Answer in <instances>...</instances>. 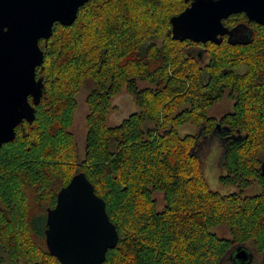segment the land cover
<instances>
[{"label":"trees","instance_id":"obj_1","mask_svg":"<svg viewBox=\"0 0 264 264\" xmlns=\"http://www.w3.org/2000/svg\"><path fill=\"white\" fill-rule=\"evenodd\" d=\"M188 5L90 0L72 25L58 23L47 44L40 40L45 93L34 122L18 126L0 150V264H61L46 244L47 210L80 172L119 233L104 264H236L239 246L252 251L250 264H264V26L233 14L224 24L250 23L248 43L209 42L194 52L196 43L171 33V17ZM124 88L138 109L113 126L112 100ZM82 89L81 158L71 127ZM225 95L233 110L208 116ZM186 124L199 134L181 136ZM212 136L224 141L220 182L238 191L208 186L194 148ZM219 226L230 236L212 231Z\"/></svg>","mask_w":264,"mask_h":264},{"label":"water","instance_id":"obj_2","mask_svg":"<svg viewBox=\"0 0 264 264\" xmlns=\"http://www.w3.org/2000/svg\"><path fill=\"white\" fill-rule=\"evenodd\" d=\"M89 1L0 0V150L16 138L18 126L34 122L35 107L45 93L44 79L37 76V68L44 64L40 40L47 44L58 23L72 25ZM239 13L264 26V0H191L171 17L172 38L221 44L228 36L230 44L248 43L240 35L243 25L229 28L223 22ZM261 171L264 177V160ZM46 224L47 247L61 264H104L107 252L119 242L106 202L84 172L58 192ZM231 258L236 264H250L253 253L239 246Z\"/></svg>","mask_w":264,"mask_h":264},{"label":"rangeland","instance_id":"obj_3","mask_svg":"<svg viewBox=\"0 0 264 264\" xmlns=\"http://www.w3.org/2000/svg\"><path fill=\"white\" fill-rule=\"evenodd\" d=\"M199 49L202 48H193L194 52H198ZM243 70L244 69L242 67L238 71L241 72ZM142 85L144 84L140 83V86ZM87 92V89H82L77 96L78 105L74 114V124L71 127V130L76 137L77 151L81 158L84 156L86 141V115L88 113V107L86 104ZM112 105L113 109L109 114V124L113 126L120 124L123 119L127 118L131 113L138 109L134 95L128 92L126 88H124L119 95L113 98ZM233 105L234 101L225 95L223 99L210 107L206 113L208 116L219 118L225 113L231 112L233 110ZM179 132L181 136L184 137L186 134H199L200 128L198 125L186 124L179 127ZM220 140L221 139L218 136L202 138L197 143V146L199 147L196 150L194 148V153L200 162L202 172L206 178L209 188L221 193H232L238 191V189L231 186H224L220 182V176L225 174V170L221 167L224 144ZM256 191H260L258 186L249 188L247 191H245V194H253ZM157 198L159 200V207H161L162 199L160 196H157ZM212 231L221 237L230 236L229 230L225 226L213 228ZM254 259L257 263H260L261 255L255 253Z\"/></svg>","mask_w":264,"mask_h":264},{"label":"flooded vegetation","instance_id":"obj_4","mask_svg":"<svg viewBox=\"0 0 264 264\" xmlns=\"http://www.w3.org/2000/svg\"><path fill=\"white\" fill-rule=\"evenodd\" d=\"M187 2H189V5L191 4V0H188ZM188 5V6H189ZM187 6V7H188ZM245 14V13H244ZM232 16V15H231ZM247 22H250L251 23V21H247ZM250 23H245V22H239V23H237L235 26H237V25H243V27L241 28V32H240V35L241 36H245V38L243 39L244 41H249L250 39H251V36H252V30H251V24ZM235 26H227V27H229V28H232V27H235ZM224 40H226L227 42H228V36H224L223 37V41ZM192 42V41H191ZM195 43V42H194ZM197 44V46L198 47H200V48H202V50H207L208 49V47H209V42L207 43V44H202V43H196ZM193 48V47H192ZM194 51V50H193ZM198 53H201V52H198ZM200 58L202 59V54H200ZM213 137V136H212ZM221 140L220 141H222V143L224 144V141H223V139L222 138H220Z\"/></svg>","mask_w":264,"mask_h":264}]
</instances>
